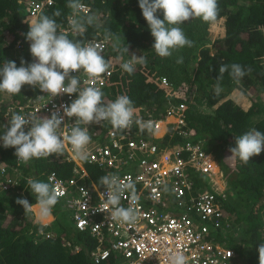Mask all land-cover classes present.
<instances>
[{
	"label": "trees",
	"instance_id": "16d2710c",
	"mask_svg": "<svg viewBox=\"0 0 264 264\" xmlns=\"http://www.w3.org/2000/svg\"><path fill=\"white\" fill-rule=\"evenodd\" d=\"M83 2L91 9L82 15H96L95 24L88 26L82 36L64 33L74 41L104 38L106 33L110 34L109 48L103 57L115 68L114 85L112 93L103 92L104 102L127 95L133 101L134 115L136 110H142L153 112L157 117L172 104L186 105L185 118L191 130L189 139L204 141L205 149L212 152L220 167L224 182L222 191L226 198L217 195L223 212V228L215 233V238L235 250V264H259L257 249L264 243V151L246 164L238 158H225L231 155L229 148L235 146V137L252 129L264 133V0H218L216 21L223 19L224 35L212 38L209 30L214 22L191 19L180 27L194 46L179 48L164 58L152 49L154 38L138 0ZM67 3L68 0H53L52 5L35 18L29 16L25 0H0V67L6 61H14L17 67L21 59L34 62L30 42L25 39L29 24L41 15L52 16L59 11L61 15L53 18L61 31L71 13ZM157 15L163 19L161 12ZM20 37L18 53L9 54ZM126 46L129 54L124 51ZM133 52L143 55L145 62L136 63L135 70L129 74L120 65L129 61ZM180 57L183 62L177 63ZM233 63L245 70L251 69L239 82L229 75ZM221 65H228V71L221 74ZM217 83L223 90L214 95L213 86ZM38 90V86L24 85L19 94H4L21 102L35 97ZM5 107L6 104L0 103V116ZM5 130L6 125L0 126V135ZM169 137L157 141L171 145L188 139L178 134L171 135L170 140ZM14 152V148L0 147V160L6 167L13 168L9 173L14 178L13 185L5 188L0 185V264H94L91 256L94 240L88 233L77 230L72 222L74 229H71L57 204L52 215L59 226L62 224L69 229L64 227L66 232H52L47 238L48 226L34 222L32 212L25 214L23 207L15 203L17 198L23 197L35 204V194L27 181L47 182L45 171L51 169L65 179L71 175L73 162L33 158L23 163L18 162ZM90 169L95 171V168ZM3 179L0 176V180ZM194 180L198 183L201 178L196 175ZM95 181L102 186L99 179ZM202 186L211 187L206 182ZM216 191L219 193L217 188ZM228 198L233 199V203H228ZM67 240L70 245L63 244ZM99 264H115V261L110 258Z\"/></svg>",
	"mask_w": 264,
	"mask_h": 264
},
{
	"label": "built area",
	"instance_id": "2783aa9c",
	"mask_svg": "<svg viewBox=\"0 0 264 264\" xmlns=\"http://www.w3.org/2000/svg\"><path fill=\"white\" fill-rule=\"evenodd\" d=\"M81 2L85 6L82 13H88L90 5ZM25 3L29 16L36 18L52 5L53 0H25ZM61 31L72 33L68 19ZM21 40L20 37L16 42V49L21 47ZM88 41L95 42L102 55L108 51L109 42L105 37L85 42ZM114 72L115 68L110 65L94 80H88L83 70L72 75H77L81 89L93 86L112 93ZM163 83L166 84L164 79ZM76 98L77 94L53 97L38 90L33 98L11 101L0 117V126L7 125L13 113L31 119L51 116L53 112L64 115L62 106L69 105ZM185 116L184 103L170 105L158 117L153 112L136 110L134 122L127 129H114L107 121L89 126L91 140L86 148L87 160L74 158L67 142L62 154L40 158L73 162L71 175L67 178H61L56 170L51 169L45 171L46 179L56 187L65 216L77 230L88 233L94 240L91 251L94 264L110 258L115 264H167L168 255L174 252H182L186 264H235V250L215 238L224 221L217 195L226 198L224 191L219 189L222 183H219L222 177L220 167L212 152L205 149L203 140L189 139L191 130ZM75 119L64 116L57 133L61 137L69 134ZM136 120L151 121L153 130L141 131ZM27 130L28 126H25ZM173 134L188 139L171 145L157 141L166 136H170V140ZM108 174L118 175L125 182L131 178L134 182L135 202L130 192L121 197L122 206L131 205L138 210L139 217L134 223L121 224L108 219L111 208L104 206L106 189L95 181ZM196 175L201 178L198 183L194 180ZM0 176L4 177L0 180L4 188L13 180L9 168L1 160ZM204 182L211 187L202 186ZM39 233L43 231L39 230ZM51 235L45 233L47 238ZM63 244L71 243L65 241Z\"/></svg>",
	"mask_w": 264,
	"mask_h": 264
},
{
	"label": "clouds",
	"instance_id": "9594fccd",
	"mask_svg": "<svg viewBox=\"0 0 264 264\" xmlns=\"http://www.w3.org/2000/svg\"><path fill=\"white\" fill-rule=\"evenodd\" d=\"M138 4L154 38L152 49L162 58L170 57L172 52L179 48L194 46V42L186 37L180 25L195 18L205 23H213L219 14L218 0H138ZM66 6L71 10L68 21L69 29L73 34L82 36L88 26L95 24L94 14L82 15L85 6L81 0H68ZM158 11L162 13L163 19L157 15ZM60 15L59 11H55L52 16L41 15L29 24L25 39L30 42V53L34 62L27 63L21 59L20 66L17 67L14 61H6L0 67V93H2L0 103L6 104L7 107L13 100L4 93L19 94L24 85L34 88L38 86L41 92L50 93L53 97L60 94L69 96L77 94V98L69 105L62 106L64 115L53 112L51 116L31 119L17 113L12 114L6 130L0 135V143L6 149L14 148V155L23 163L33 158L40 159L53 154H62L65 142L70 144L74 158L87 160L86 148L91 140L88 130L90 125L107 121L114 129L120 130L129 128L134 122L133 101L127 95H120L114 101L105 103L100 88L79 87L80 81L77 75L74 76L72 73L83 70L88 80H94L104 74L110 64L95 42L74 41L60 31L61 26L53 18ZM109 36V33L105 34L106 39ZM12 50L17 51L15 46ZM124 51L129 54L128 46ZM144 62L143 55L137 56L132 53L130 60L122 63L120 67L132 74L135 70L134 65ZM182 62V57L177 59V63ZM230 67L229 75L237 82L251 71V69L245 70L237 63L231 64ZM228 69V65H221L219 72L223 74ZM222 90L219 83L213 86L214 95H219ZM3 97H7L6 101L2 100ZM7 107L2 108L0 117ZM64 116L76 119L70 133L61 137L57 129L63 124ZM135 122L141 131L153 130L151 121L136 120ZM81 124L85 127L82 128ZM25 126H28L27 131ZM262 151H264V133L252 129L235 137V146L229 148L231 155L225 160L238 158L246 164L251 157L259 155ZM27 183L31 192L35 194V205L23 197L17 198L15 203L23 207L25 214L31 213L35 208L36 219L42 223L52 215L53 208L58 202L57 189L50 183L35 179H29ZM100 183L106 189L104 206L106 209L111 208L108 219L121 224L134 223L139 217L138 210L131 205L128 207L121 205V197L125 192L132 194L133 202L136 200L135 184L131 178L125 182L118 175L108 174L100 178ZM9 184H14V178ZM60 214L66 215L65 212ZM65 218L68 219L66 216ZM38 221L34 220L39 223ZM257 251L259 264H264V243L259 244ZM167 264H186V257L182 252L171 253L167 257Z\"/></svg>",
	"mask_w": 264,
	"mask_h": 264
},
{
	"label": "rangeland",
	"instance_id": "374dc122",
	"mask_svg": "<svg viewBox=\"0 0 264 264\" xmlns=\"http://www.w3.org/2000/svg\"><path fill=\"white\" fill-rule=\"evenodd\" d=\"M96 16V15H95ZM97 18V17H96ZM222 20L223 19H220V20H218V21H215L211 26H210V33H211V37L212 38H217V37H222L223 35H224V28H222ZM18 53V52H17ZM133 53H135V52H133ZM137 56H139L137 53H135ZM222 181L220 180V182L219 183H221ZM224 185V182H222L221 184H220V186L221 187H219V189L221 188V190H223V188L222 187H224L223 186ZM225 194V193H224ZM228 203H233V199H230V198H228ZM57 206H58V209H59V212H64V208H63V205H62V203H61V201H59L58 200V202H57ZM62 215V214H61ZM34 216V215H33ZM52 217H53V215H52ZM60 219H62V217L60 218ZM34 220H36V221H38L36 218H35V216H34ZM53 220H54V222H53ZM56 220V218L55 217H53V219L51 220V222H49V225H48V229L50 230L49 232H54V233H62V232H66L68 229H69V227L71 228V229H74L73 228V226H72V223L70 222V220H69V222L67 221V220H65V222L68 224V226H64L66 229H64V227H62V224H61V226H59L58 224H57V222L55 221ZM48 220H46V221H44V222H47ZM39 222V221H38ZM44 222H39V223H41V224H43ZM53 223V224H52ZM48 224V223H47ZM47 224H43V225H47ZM237 234H235V236H236ZM240 259H243V258H240ZM234 262H237V257L234 259Z\"/></svg>",
	"mask_w": 264,
	"mask_h": 264
},
{
	"label": "crops",
	"instance_id": "0c3cea01",
	"mask_svg": "<svg viewBox=\"0 0 264 264\" xmlns=\"http://www.w3.org/2000/svg\"><path fill=\"white\" fill-rule=\"evenodd\" d=\"M222 25H223V24H222ZM222 28H223V26H222ZM10 53H12V54H16L17 51H16V50H14V51L11 50V51L9 52V54H10ZM6 98H7V97H5V98L3 97L2 100H5V101H6ZM8 100H9V99H8ZM9 101H10V100H9ZM34 205H35V204H34ZM35 213H36V209L34 208L33 211H32V215H34L35 218H36ZM52 219H53V217H52V215H51V216L47 219L48 221H47V222H44L43 224H47V223L49 224V222H51Z\"/></svg>",
	"mask_w": 264,
	"mask_h": 264
}]
</instances>
